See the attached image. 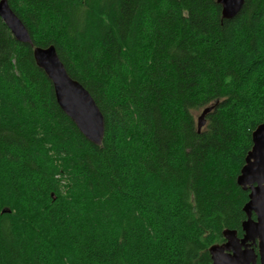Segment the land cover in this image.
<instances>
[{
	"label": "trees",
	"instance_id": "obj_1",
	"mask_svg": "<svg viewBox=\"0 0 264 264\" xmlns=\"http://www.w3.org/2000/svg\"><path fill=\"white\" fill-rule=\"evenodd\" d=\"M104 118L59 107L0 17V264H211L264 122V0H7ZM199 131L195 114L205 107Z\"/></svg>",
	"mask_w": 264,
	"mask_h": 264
},
{
	"label": "water",
	"instance_id": "obj_2",
	"mask_svg": "<svg viewBox=\"0 0 264 264\" xmlns=\"http://www.w3.org/2000/svg\"><path fill=\"white\" fill-rule=\"evenodd\" d=\"M244 0H217L223 18H232L242 8ZM0 17L16 40L29 43L36 65L51 80L55 99L62 111L75 123L79 131L92 143L100 145L104 135V118L89 91L67 73L53 45L35 46L27 28L9 6L0 0ZM211 107H205L197 118L200 131ZM252 146L237 176V184L248 190V201L243 206L246 218L242 221L243 237L235 230L224 229L225 241L209 247L211 264H255L259 256L264 264V122L252 131ZM255 215L253 218L252 215ZM258 239V254L250 248Z\"/></svg>",
	"mask_w": 264,
	"mask_h": 264
},
{
	"label": "flooded vegetation",
	"instance_id": "obj_3",
	"mask_svg": "<svg viewBox=\"0 0 264 264\" xmlns=\"http://www.w3.org/2000/svg\"><path fill=\"white\" fill-rule=\"evenodd\" d=\"M253 216V218H255V215L253 214L252 215ZM236 235H237V237L240 239V238H242L243 237V230L241 231V233H237L236 232ZM225 241V239L224 240H222L220 243H218V244H221V243H223ZM250 248H253L254 249V251H255V253H257L258 254V239H256L254 242H251V244H250V246H249ZM255 264H261L260 263V259H259V256H257V258H256V263Z\"/></svg>",
	"mask_w": 264,
	"mask_h": 264
},
{
	"label": "rangeland",
	"instance_id": "obj_4",
	"mask_svg": "<svg viewBox=\"0 0 264 264\" xmlns=\"http://www.w3.org/2000/svg\"><path fill=\"white\" fill-rule=\"evenodd\" d=\"M201 111H202V110L198 111V112L195 114L196 120H197L198 116L200 115Z\"/></svg>",
	"mask_w": 264,
	"mask_h": 264
}]
</instances>
